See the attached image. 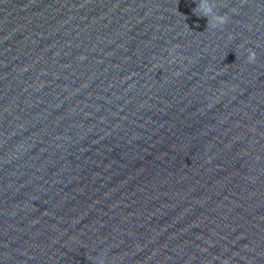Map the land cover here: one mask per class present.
<instances>
[{
	"label": "water",
	"instance_id": "water-1",
	"mask_svg": "<svg viewBox=\"0 0 264 264\" xmlns=\"http://www.w3.org/2000/svg\"><path fill=\"white\" fill-rule=\"evenodd\" d=\"M197 3L0 0V264H264V0Z\"/></svg>",
	"mask_w": 264,
	"mask_h": 264
},
{
	"label": "clouds",
	"instance_id": "clouds-1",
	"mask_svg": "<svg viewBox=\"0 0 264 264\" xmlns=\"http://www.w3.org/2000/svg\"><path fill=\"white\" fill-rule=\"evenodd\" d=\"M215 0H198L197 7L193 9V12L199 11L200 16L208 18V27L213 28L218 24L222 25L226 22L227 17L218 15L214 12ZM249 62L255 60V53L251 52L248 56ZM156 67V66H154ZM99 264H104V261L99 260Z\"/></svg>",
	"mask_w": 264,
	"mask_h": 264
}]
</instances>
